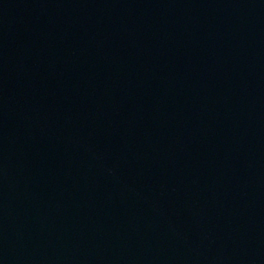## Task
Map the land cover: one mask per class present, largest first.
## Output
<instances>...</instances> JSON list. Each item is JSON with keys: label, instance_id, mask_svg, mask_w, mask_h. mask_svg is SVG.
<instances>
[{"label": "water", "instance_id": "95a60500", "mask_svg": "<svg viewBox=\"0 0 264 264\" xmlns=\"http://www.w3.org/2000/svg\"><path fill=\"white\" fill-rule=\"evenodd\" d=\"M0 264H264V0H0Z\"/></svg>", "mask_w": 264, "mask_h": 264}]
</instances>
